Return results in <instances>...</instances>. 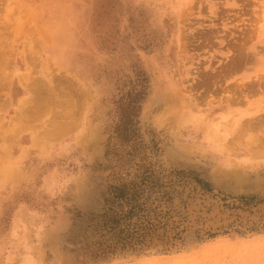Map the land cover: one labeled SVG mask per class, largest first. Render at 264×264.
Listing matches in <instances>:
<instances>
[{"label": "rangeland", "instance_id": "1", "mask_svg": "<svg viewBox=\"0 0 264 264\" xmlns=\"http://www.w3.org/2000/svg\"><path fill=\"white\" fill-rule=\"evenodd\" d=\"M0 82V264H264V0H0Z\"/></svg>", "mask_w": 264, "mask_h": 264}, {"label": "trees", "instance_id": "2", "mask_svg": "<svg viewBox=\"0 0 264 264\" xmlns=\"http://www.w3.org/2000/svg\"><path fill=\"white\" fill-rule=\"evenodd\" d=\"M139 100V97H137V94L132 98V104H134L136 101H138ZM131 197H126V196H123V195H117V197L116 198H119V199H124L126 202H128V203H130V202H132L133 203V201L134 202H137V200H138V196L136 197V195L135 194H131L130 195ZM135 207H131V209L133 210ZM115 224H117V223H115ZM113 225L114 224H111V226H110V228L112 229H114V227H113ZM153 232V231H152ZM151 231H150V229H149V231H145L144 233H143V235L142 236H139V237H133L132 235H130V234H128V235H126L123 239H120V241H119V244H120V246H121V248H124V247H126V246H130V247H133V246H135L136 244H138V245H145V246H149V244H147L146 242L148 241H150L151 242V240H152V236L151 235H153V233H152ZM165 235V234H164ZM164 235H161V236H159V235H157V236H159V237H161V238H164ZM177 235H175V236H173L174 238L176 237ZM146 238H147V241H146ZM135 241V242H134Z\"/></svg>", "mask_w": 264, "mask_h": 264}, {"label": "flooded vegetation", "instance_id": "3", "mask_svg": "<svg viewBox=\"0 0 264 264\" xmlns=\"http://www.w3.org/2000/svg\"><path fill=\"white\" fill-rule=\"evenodd\" d=\"M152 237H153V235H151ZM160 236V235H159ZM159 236H157L158 237V239H161V237H159ZM147 239V238H146Z\"/></svg>", "mask_w": 264, "mask_h": 264}, {"label": "bare ground", "instance_id": "4", "mask_svg": "<svg viewBox=\"0 0 264 264\" xmlns=\"http://www.w3.org/2000/svg\"><path fill=\"white\" fill-rule=\"evenodd\" d=\"M1 83V82H0Z\"/></svg>", "mask_w": 264, "mask_h": 264}]
</instances>
